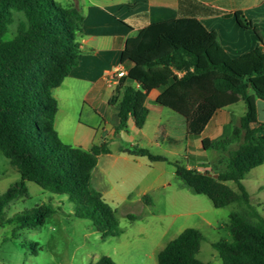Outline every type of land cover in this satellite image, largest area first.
Here are the masks:
<instances>
[{
  "label": "trees",
  "instance_id": "obj_1",
  "mask_svg": "<svg viewBox=\"0 0 264 264\" xmlns=\"http://www.w3.org/2000/svg\"><path fill=\"white\" fill-rule=\"evenodd\" d=\"M236 16L242 27L250 26L240 12ZM83 26L84 13L74 5L0 0V152L21 175V181L0 196L1 225L37 228L57 214L53 205L42 204L5 221V209L28 197L27 182H32L67 196L75 205L72 215L89 220L102 239L122 234L117 211L92 184L99 157L111 153L109 141L86 150L65 144L55 129L54 90L79 65ZM260 39L263 47L232 58L218 35L196 18L151 24L127 41L121 63L132 66L109 99L119 110L116 131L127 129L130 118L142 129L149 116L148 94L163 89L158 103L185 118L192 139L201 136L218 111L245 102L247 112L232 136L203 140L206 151L223 155L211 171L170 162L146 148L124 144L119 148L152 163L173 165L185 186L208 197L217 209L236 205L227 225L232 240L212 245L223 264H264V217L243 184L264 164V124L258 121L256 106L258 99L264 100V35ZM203 238L198 229H185L159 252L158 264H206L198 259ZM96 264L116 262L103 256Z\"/></svg>",
  "mask_w": 264,
  "mask_h": 264
},
{
  "label": "crops",
  "instance_id": "obj_2",
  "mask_svg": "<svg viewBox=\"0 0 264 264\" xmlns=\"http://www.w3.org/2000/svg\"><path fill=\"white\" fill-rule=\"evenodd\" d=\"M65 2H69L65 5H74L84 13V35L80 39L78 67L54 90L58 102L55 129L65 144L86 150L105 140L118 139L115 150L109 147L111 153L99 157L92 175V184L104 200L109 204L116 201L124 204L131 200L140 204L143 209L149 208L152 194L171 186L168 176L177 177L173 165L166 162L152 163L146 157L119 152L122 144L146 148L155 155L166 157L170 162H179L177 159H182L190 169L211 171L223 155L213 150L206 151L203 140L216 142L232 136L247 112L245 102L241 101L218 111L201 136L192 139L188 136L185 118L158 103L157 98L163 89H157L151 91L146 99L149 116L145 126L138 128L133 118H130L127 129L116 131L120 125L119 110L117 106L109 103L115 89L107 85L106 79L119 68L127 72L132 66L121 63L122 54L130 38L151 24L170 19H198L209 31L218 35L220 45L232 58L242 57L263 47L260 35H264V0ZM237 12L242 14L243 21L248 23L249 27L240 25ZM133 86L138 89L137 84ZM242 103L244 109L239 111ZM256 106L258 121L264 124V100L258 99ZM86 110L91 113H86ZM85 113L89 119L91 116H98L102 123L96 127L86 125L82 120ZM150 120L156 121L152 133L147 131ZM262 134L264 135V132ZM153 147L162 149V152H153ZM257 171L259 173L255 176L254 189L256 195L247 184V178ZM244 186L252 204L261 209L264 217V164L246 176ZM146 201L149 204H146ZM134 217V220L138 219Z\"/></svg>",
  "mask_w": 264,
  "mask_h": 264
},
{
  "label": "rangeland",
  "instance_id": "obj_3",
  "mask_svg": "<svg viewBox=\"0 0 264 264\" xmlns=\"http://www.w3.org/2000/svg\"><path fill=\"white\" fill-rule=\"evenodd\" d=\"M58 1L63 5L70 2ZM238 109L243 110L244 103ZM86 113L82 118L86 125L96 127L102 123L98 116L89 119ZM155 124L150 120L147 131L152 133ZM118 143L117 138L109 139L112 150ZM153 148V152H162ZM177 160L185 165L184 160ZM257 173L247 178L256 195ZM168 178L171 186L154 192L149 208L143 209L131 200L124 204L108 203L118 212L123 235L106 239L101 238L89 220L72 215L75 205L67 196L52 194L27 182L28 197L15 200L5 209V221L42 204L53 205L57 214L37 228L17 229L14 224H0V264H96L103 256L111 257L116 264H158V253L187 228L198 229L204 237L198 259L206 264H223L212 245L232 240L227 225L236 205L217 209L208 197L194 194L180 178ZM19 181L21 175L0 152V196ZM230 185L238 191L234 183ZM258 211L261 213V209ZM130 214L138 219L130 220Z\"/></svg>",
  "mask_w": 264,
  "mask_h": 264
},
{
  "label": "built area",
  "instance_id": "obj_4",
  "mask_svg": "<svg viewBox=\"0 0 264 264\" xmlns=\"http://www.w3.org/2000/svg\"><path fill=\"white\" fill-rule=\"evenodd\" d=\"M127 75V72L125 71V69L123 68H119L118 70H116L112 76H110L109 78L106 79V82H107V85L110 87V88H116L119 80L121 78H123L124 76Z\"/></svg>",
  "mask_w": 264,
  "mask_h": 264
},
{
  "label": "water",
  "instance_id": "obj_5",
  "mask_svg": "<svg viewBox=\"0 0 264 264\" xmlns=\"http://www.w3.org/2000/svg\"><path fill=\"white\" fill-rule=\"evenodd\" d=\"M210 175H211V174H210ZM214 177H215V178H217V177H218V175H214Z\"/></svg>",
  "mask_w": 264,
  "mask_h": 264
}]
</instances>
